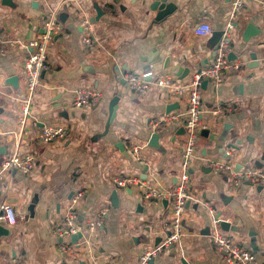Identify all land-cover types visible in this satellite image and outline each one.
I'll list each match as a JSON object with an SVG mask.
<instances>
[{
    "label": "crops",
    "instance_id": "obj_1",
    "mask_svg": "<svg viewBox=\"0 0 264 264\" xmlns=\"http://www.w3.org/2000/svg\"><path fill=\"white\" fill-rule=\"evenodd\" d=\"M153 1L0 0V35L15 40L41 34V17L49 10L66 14L23 133L18 97L31 48L17 44L0 52V146H8V155L19 150L36 158L30 173L7 171L0 184V202H10L25 216L5 226L9 234L0 237V264H137L141 250L166 237L169 210L164 200L138 204L137 188H121L112 177L139 175L148 184L173 188L180 176L181 126L164 124L158 147H153L149 143L156 132L149 122L185 112L187 96L157 84L136 95L128 92L125 76L150 70L155 77L173 75L179 86L189 82L200 66L213 61L232 0H169L176 11L161 21L155 20ZM95 4L105 13L91 23L97 47L90 51L82 42V24L96 16ZM202 22L214 28L209 36L194 34ZM231 40L241 69L229 73L217 89L212 84L202 88L203 128L215 135H201L198 143L192 167L194 199L184 217L186 238L182 246L158 256L155 264H222L211 238L215 218L207 205L230 223L227 232L239 244L253 249L256 243L254 264H264V188L255 180L232 187L230 176L211 172L207 165V159L220 157L240 168L264 170V0L245 1ZM14 75L18 87L6 82ZM76 88L97 90L103 97L95 106L78 108L73 104ZM116 94V116L104 134ZM50 123L65 125L67 137L40 141V129ZM135 146L138 153L132 151ZM8 155H0V162ZM83 188L89 192L79 205L81 225L101 209L109 212L89 246L83 236L65 239L75 246L61 255L57 248L62 240L52 236L51 229L63 217L70 197Z\"/></svg>",
    "mask_w": 264,
    "mask_h": 264
},
{
    "label": "built area",
    "instance_id": "obj_2",
    "mask_svg": "<svg viewBox=\"0 0 264 264\" xmlns=\"http://www.w3.org/2000/svg\"><path fill=\"white\" fill-rule=\"evenodd\" d=\"M246 0H232V11L229 15L223 35L216 48V55L213 61L194 76L183 86L177 85L175 77L171 74L154 76V72L147 70L142 73H128L126 84L128 92L136 95L145 93L152 84H157L163 88H175L179 94H186L188 100L187 110L183 113L168 114L162 118L149 122L153 132H159L164 124L175 122L184 129V144L180 161V176L173 188H164L163 186L148 184L144 177L139 175L114 176L112 181L121 188H137L139 192L138 204H143L154 199L168 200V220L166 222L167 235L152 248H146L140 251L137 264H155V259L167 250L176 246H182L186 238L184 226V217L188 204L194 199L192 186V167L193 161L197 156L198 143L201 138L202 117L204 114L202 100V81L207 79L208 84H212L216 89L219 84L232 71L241 69V62L238 59H232L231 53L234 49L231 40L232 30L236 26L240 10L243 8ZM41 26L43 33L36 35L28 40H15L0 35V52H6L17 44H25L31 48L30 53L23 62V91L19 95L20 133H23L25 127L30 121L31 108L36 101V95L42 86V72L47 66L49 59V50L52 42L64 30L63 23L55 11L49 10L41 17ZM83 35L82 42L84 46L94 51L97 47V41L91 28V22L85 20L82 24ZM194 34L200 37H206L213 33L214 28L209 22H202L194 27ZM103 97V93L97 90L76 88L73 91V104L75 107L95 106ZM213 115L218 114V109L212 111ZM68 128L59 124H44L39 132V140L48 143L66 138ZM134 153L139 152L138 147H133ZM230 155V152H228ZM36 164V158L31 153H22L19 150L5 156L0 162V184L3 181L4 174L7 171H19L24 174L30 173ZM207 165L211 172L231 177L232 187L237 188L245 180H255L264 188V170L249 166L246 168H237L234 161L220 157L207 159ZM88 188H83L74 193L65 208L63 217L51 229V235L62 240L58 245V252L66 255L74 246L75 242H65L73 236L82 234L86 245H90L96 236L98 229L103 226L109 209L99 210L93 217L80 224L79 205L87 196ZM209 212L216 218V209L207 205ZM25 216L18 213L14 206L3 200L0 202V225L14 226L23 221ZM215 228L211 233L212 242L215 251L219 254L222 264H254L258 258L257 252L239 244L234 235L224 231L217 220L214 219ZM81 236V237H82ZM17 264V261L14 262Z\"/></svg>",
    "mask_w": 264,
    "mask_h": 264
},
{
    "label": "water",
    "instance_id": "obj_3",
    "mask_svg": "<svg viewBox=\"0 0 264 264\" xmlns=\"http://www.w3.org/2000/svg\"><path fill=\"white\" fill-rule=\"evenodd\" d=\"M94 7L96 9V16L94 18L90 19V22L91 23H94V22L98 21L101 18V16L105 13L97 4H95ZM176 8H177V5L174 2L169 1V0H154L153 1V4H152V9L157 11V15L155 17V20L156 21H161V20L167 19V17L169 15H172L176 11ZM58 17H59V19L62 22H65L66 21V14H64L63 12H60V14H59ZM253 30H254L253 24H251V26H249L248 31L252 32ZM43 32H44V30L42 29L41 30V33H43ZM218 35H219V38L220 39H218L217 41H215L217 44H215V53H214V55H216V48H217V45H218L219 41L222 38L223 31H220ZM245 40H247V39L245 38ZM238 56L239 55H238L237 52L231 53V58L236 59ZM201 67L202 66H200L198 68V71L201 70ZM42 76H43V72H42ZM6 82L9 83V84H12L14 87H18L19 86L18 76H16V75L10 76L7 79ZM208 83H209V81L207 79H204L202 81L201 87L202 88H207ZM119 100H120V95L119 94H116L112 98V100L110 102V106H109V116H108V120H107V123H106L105 133L104 134H106L108 132V129H109L111 123L114 121V118L116 116V111L118 109V102H119ZM215 122L217 123L218 121H215ZM180 133L181 134L184 133V129L183 128L180 129ZM201 135H205V136H209L210 135L213 138L215 134L213 132H211L210 129L203 128L201 130ZM159 139H160V133H158V132L152 133V136L150 138L149 145L150 146H153V147H158V141H159ZM8 154H9L8 146H5V145L4 146H0V155H8ZM236 166H237V168H240L241 167L240 164L239 165L237 164ZM164 202L168 205V200H164ZM188 206H189V204H188ZM215 220L218 221L219 226L224 231H229L230 230V228H231L230 223H228L226 221H223V220H220L219 219V216H217L215 218ZM208 233H209V230H207V234ZM8 234H9V230L4 225H0V237L2 235H8ZM81 236H82V234H79L78 236H73L72 239H73V241H76L79 238H81ZM252 247H253L254 251H257L258 250L257 247H256V243L254 241H253Z\"/></svg>",
    "mask_w": 264,
    "mask_h": 264
}]
</instances>
